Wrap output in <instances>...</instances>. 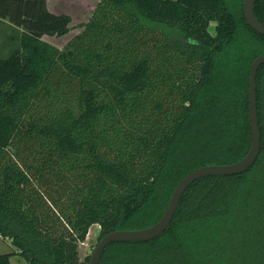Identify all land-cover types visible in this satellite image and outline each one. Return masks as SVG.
<instances>
[{
	"label": "trees",
	"instance_id": "16d2710c",
	"mask_svg": "<svg viewBox=\"0 0 264 264\" xmlns=\"http://www.w3.org/2000/svg\"><path fill=\"white\" fill-rule=\"evenodd\" d=\"M253 11L264 24V0ZM69 24L46 0H0V240L14 249L0 264H88L90 226L148 227L186 174L250 146L264 35L242 0H97L62 49L43 40ZM256 107L252 167L195 181L163 234L112 243L100 264H264V64Z\"/></svg>",
	"mask_w": 264,
	"mask_h": 264
},
{
	"label": "water",
	"instance_id": "95a60500",
	"mask_svg": "<svg viewBox=\"0 0 264 264\" xmlns=\"http://www.w3.org/2000/svg\"><path fill=\"white\" fill-rule=\"evenodd\" d=\"M256 0H242L243 17L247 25L260 35H264V24L254 16ZM264 64V54L257 56L249 69L248 80V120L251 142L246 155L231 164L205 165L186 174L173 189L162 216L152 225L135 230H115L101 237L93 249L88 264H100L105 248L112 243L147 242L159 237L169 227L184 192L197 180L208 176H232L248 170L256 161L260 150V133L256 107V74Z\"/></svg>",
	"mask_w": 264,
	"mask_h": 264
},
{
	"label": "rangeland",
	"instance_id": "374dc122",
	"mask_svg": "<svg viewBox=\"0 0 264 264\" xmlns=\"http://www.w3.org/2000/svg\"><path fill=\"white\" fill-rule=\"evenodd\" d=\"M50 11L65 13L70 17V24L66 34L62 36L43 37V40L62 49L63 46L82 28L92 13L97 0H46ZM215 23H210L209 32L214 35ZM99 241V226L92 225L88 229L85 240L77 245L78 258L82 262L89 259L93 249ZM14 249L9 241L0 240V254L12 253ZM12 264H27L18 255H12Z\"/></svg>",
	"mask_w": 264,
	"mask_h": 264
},
{
	"label": "crops",
	"instance_id": "0c3cea01",
	"mask_svg": "<svg viewBox=\"0 0 264 264\" xmlns=\"http://www.w3.org/2000/svg\"><path fill=\"white\" fill-rule=\"evenodd\" d=\"M2 22H4V24H6L7 23V21H2ZM12 259H13V257L11 256L10 258H9V264H12Z\"/></svg>",
	"mask_w": 264,
	"mask_h": 264
}]
</instances>
